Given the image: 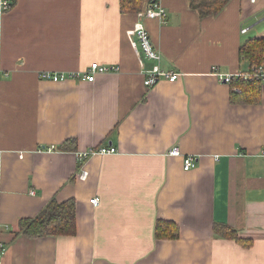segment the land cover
<instances>
[{
    "label": "crops",
    "instance_id": "1",
    "mask_svg": "<svg viewBox=\"0 0 264 264\" xmlns=\"http://www.w3.org/2000/svg\"><path fill=\"white\" fill-rule=\"evenodd\" d=\"M159 2L165 21L124 13L121 0H14L0 12V264H264V85L260 102L234 104L213 71L249 70L239 50L264 37V0L207 17L191 0ZM138 22L159 62L132 46ZM93 62L118 69L93 82L43 77ZM155 64L178 79L145 87ZM69 140L75 149L59 150ZM107 146L118 152L78 157ZM173 146L195 167L169 156ZM53 197L75 199L76 234H18ZM158 219L179 238H157ZM216 223L253 244L216 235Z\"/></svg>",
    "mask_w": 264,
    "mask_h": 264
},
{
    "label": "trees",
    "instance_id": "2",
    "mask_svg": "<svg viewBox=\"0 0 264 264\" xmlns=\"http://www.w3.org/2000/svg\"><path fill=\"white\" fill-rule=\"evenodd\" d=\"M230 0H191V7L198 11L201 17L218 15ZM152 2V0H151ZM141 0H121V11L124 13L140 12ZM240 59L249 63V70L244 73L252 74L254 68L264 64V37L249 38L240 46ZM231 87V101L234 104H255L260 102L262 82L253 78L244 80L233 78ZM239 87L240 91L234 88ZM75 140L61 144L59 150H74ZM76 145V144H75ZM215 234L237 243L250 247L253 240L240 237L237 230L226 224L214 225ZM77 232V204L74 198L60 202L53 197L42 210L34 217L19 219L18 234L28 238L46 236H71ZM155 236L159 239H177L180 236V227L169 220L158 219L155 223Z\"/></svg>",
    "mask_w": 264,
    "mask_h": 264
},
{
    "label": "built area",
    "instance_id": "3",
    "mask_svg": "<svg viewBox=\"0 0 264 264\" xmlns=\"http://www.w3.org/2000/svg\"><path fill=\"white\" fill-rule=\"evenodd\" d=\"M255 1V0H252ZM14 0H0V12H6L10 10L13 7ZM140 17L147 18V19H153L157 18L160 21H165L167 13L165 8L161 5L159 0L150 1L149 5L146 9L138 12ZM243 32H246L247 29L244 28L242 30ZM128 35L130 37V41L134 49L139 53V56L142 57V54L145 55L146 58L160 61L162 58L161 52L154 48L149 31L147 30L146 26L143 22H138L135 24V26L128 30ZM118 67H110L107 65H102L98 62H93L89 66V68L86 71H83L81 73H60L56 75L52 74H45L43 77L49 78L54 81H61L65 79H84L89 82H93L96 79L97 73H107V72H113L116 71ZM213 71L215 74L219 76L221 81H224L226 83H230L233 78H242L244 80H252L255 78L256 80H259L264 85V64L254 68L252 71V74L250 73H237V74H228L220 72L218 67H213ZM0 74H3V72L0 70ZM145 75L144 78V85L147 88L153 87L161 78H167L170 81H175L179 77V73L175 71H167L162 69L160 64H155L152 66L151 69L146 70L143 72ZM235 91H240L241 89L239 87L234 88ZM117 149L113 146L110 147H100L96 149H90L89 151H86L84 153L79 154L80 160H85L89 155L91 154H114L117 153ZM169 156H175V157H183V168L184 170L188 171L191 170L193 167H195L196 162L194 158L190 155H184L181 148L179 146H173L169 149L168 153ZM262 154L264 155V149L262 150ZM87 171L82 170L79 174L81 178H86ZM91 204L95 207L99 205V199L97 197L90 200ZM3 249L0 250V263L3 256Z\"/></svg>",
    "mask_w": 264,
    "mask_h": 264
},
{
    "label": "rangeland",
    "instance_id": "4",
    "mask_svg": "<svg viewBox=\"0 0 264 264\" xmlns=\"http://www.w3.org/2000/svg\"><path fill=\"white\" fill-rule=\"evenodd\" d=\"M262 18H264V13H263V17ZM259 26L264 28V20H262V22L259 24Z\"/></svg>",
    "mask_w": 264,
    "mask_h": 264
}]
</instances>
